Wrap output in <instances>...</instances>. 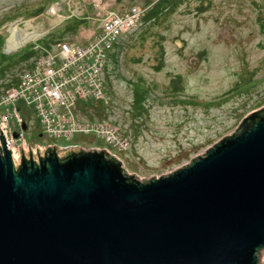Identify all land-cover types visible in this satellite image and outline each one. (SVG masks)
Here are the masks:
<instances>
[{
	"label": "water",
	"instance_id": "95a60500",
	"mask_svg": "<svg viewBox=\"0 0 264 264\" xmlns=\"http://www.w3.org/2000/svg\"><path fill=\"white\" fill-rule=\"evenodd\" d=\"M66 149L15 161L1 131L0 264H260L264 105L158 177Z\"/></svg>",
	"mask_w": 264,
	"mask_h": 264
},
{
	"label": "rangeland",
	"instance_id": "374dc122",
	"mask_svg": "<svg viewBox=\"0 0 264 264\" xmlns=\"http://www.w3.org/2000/svg\"><path fill=\"white\" fill-rule=\"evenodd\" d=\"M157 1L119 0L138 4L144 12ZM200 2L204 9L196 11ZM91 5L83 0H0V55L13 63L34 41L73 39L77 30L71 36L64 33L66 26L75 20L82 21L78 29L97 23L99 14ZM56 7L61 8L58 14L52 12ZM261 21L264 0H180L156 21L140 19L119 37L107 65L111 109L122 122L120 132L129 137L127 148L93 133L47 138L31 114V123L24 115L26 143L32 147L50 143L61 154L66 147L106 148L129 174L143 180L169 173L204 153L233 132L246 114L264 105ZM27 68V63L13 64L0 78V88ZM176 76L180 81L173 79ZM134 87L147 91L146 111L135 118ZM99 112L95 115L101 117Z\"/></svg>",
	"mask_w": 264,
	"mask_h": 264
},
{
	"label": "built area",
	"instance_id": "2783aa9c",
	"mask_svg": "<svg viewBox=\"0 0 264 264\" xmlns=\"http://www.w3.org/2000/svg\"><path fill=\"white\" fill-rule=\"evenodd\" d=\"M83 1L94 4L91 7L99 14L97 23L91 21L88 29L79 27L73 39L49 44L33 42L31 47L36 54L31 67L18 74L17 82L0 88V134L2 131L12 153L18 152L16 148L22 144L25 152L30 148L35 153L46 147L26 143L28 124L24 115L31 123L30 114L37 119L41 135L47 138L93 133L107 143L118 141L119 146L127 148L129 137L120 132L122 122L111 109L107 65L119 37L137 25L145 10L138 4L124 5L119 0ZM60 9L56 7L55 13ZM98 109L103 113L101 117L95 115L100 113ZM17 139L23 142L16 143Z\"/></svg>",
	"mask_w": 264,
	"mask_h": 264
},
{
	"label": "trees",
	"instance_id": "16d2710c",
	"mask_svg": "<svg viewBox=\"0 0 264 264\" xmlns=\"http://www.w3.org/2000/svg\"><path fill=\"white\" fill-rule=\"evenodd\" d=\"M180 3V0H158L155 2L143 15L141 18L144 21L153 22L156 21L157 18L163 14L168 13L173 10V8ZM204 9V6L200 2L199 5L196 6V11H202ZM82 21L81 20H75L72 24H69L65 27L63 30L64 33H68L69 35H73L76 30L78 29V26L80 25ZM262 33H264V21H261V27H260ZM59 40L60 38H50L49 40L44 41L43 43L49 44L53 43L56 40ZM35 51L30 47L29 49L25 50L18 58L13 62H5L4 56L0 55V78L4 77L7 70L10 68L13 64L18 63H27V67H31L33 61L31 60L28 62L32 57L35 56ZM114 53H111V57H114ZM173 79H176L177 81H180V76H176ZM18 81V76H14V78L9 79L8 82L3 84V87H8L11 84ZM147 98V91H139L137 88L134 87L133 89V109L136 110L135 113H133V117L137 115L143 114V112L146 111L145 107V101Z\"/></svg>",
	"mask_w": 264,
	"mask_h": 264
},
{
	"label": "bare ground",
	"instance_id": "6f19581e",
	"mask_svg": "<svg viewBox=\"0 0 264 264\" xmlns=\"http://www.w3.org/2000/svg\"><path fill=\"white\" fill-rule=\"evenodd\" d=\"M54 6H55V5H54ZM54 6H52V7H54ZM52 7H51V8H52ZM55 10H56V9H53L52 12L54 13ZM57 17H61V16H57ZM42 37H43V36H42ZM37 41H38V40H37ZM19 42L23 43V41H20V40H19ZM34 42H35V41H34ZM12 155H13L14 160L17 161V160H18V156H19V155H18V152H16L15 150H13V154H12ZM263 250H264V249H263Z\"/></svg>",
	"mask_w": 264,
	"mask_h": 264
}]
</instances>
